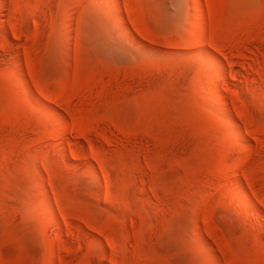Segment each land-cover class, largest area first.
Returning a JSON list of instances; mask_svg holds the SVG:
<instances>
[{
  "label": "rangeland",
  "instance_id": "1",
  "mask_svg": "<svg viewBox=\"0 0 264 264\" xmlns=\"http://www.w3.org/2000/svg\"><path fill=\"white\" fill-rule=\"evenodd\" d=\"M0 264H264V0H0Z\"/></svg>",
  "mask_w": 264,
  "mask_h": 264
},
{
  "label": "bare ground",
  "instance_id": "2",
  "mask_svg": "<svg viewBox=\"0 0 264 264\" xmlns=\"http://www.w3.org/2000/svg\"><path fill=\"white\" fill-rule=\"evenodd\" d=\"M200 1H201V0H200ZM200 5H201V4H200ZM192 8H193V7H192ZM199 8H200V6H199ZM220 66L223 67V64L220 63ZM225 109H226V111L228 112V109H227V108H225ZM246 197H247V196H246ZM246 199H247L248 202L252 203L251 200H250L249 198H246ZM51 262H52V261H51Z\"/></svg>",
  "mask_w": 264,
  "mask_h": 264
}]
</instances>
